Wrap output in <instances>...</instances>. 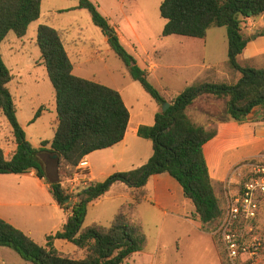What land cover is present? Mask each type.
Masks as SVG:
<instances>
[{"label": "trees", "instance_id": "obj_1", "mask_svg": "<svg viewBox=\"0 0 264 264\" xmlns=\"http://www.w3.org/2000/svg\"><path fill=\"white\" fill-rule=\"evenodd\" d=\"M42 3L43 0H0V46L10 32L20 39L27 35L30 25L41 17ZM78 8L90 13L93 24L103 31L111 50L132 79L140 82L162 108L167 101L149 83L147 71L135 62L99 7L91 0H80ZM160 14L166 20L163 37L205 39L210 29L227 28V65L241 77L236 83L197 81L188 86L170 102L167 112L160 110L156 114L153 126L138 129V136L153 146V155L147 163L128 172L115 173L104 182L91 183L76 196L62 186L63 179L74 177L84 158L116 146L126 136L130 112L122 95L101 83L76 76L63 33L47 25L39 26L37 45L55 90L57 121L53 141H44L40 148H35L18 121L9 88L13 77L0 48V113L12 128L16 146L8 156L0 147V175L35 171L43 179L46 170L42 155H56L57 179L49 182L50 192L59 207L67 212L63 228L47 236L44 246L0 218V247L14 250L32 264H130L129 259L143 252L147 244L142 225L134 216L138 207L147 201L150 178L162 174H168L181 185L184 196L194 204L207 228L222 217L220 199L204 152L205 145L217 137L218 131L196 124L188 109L199 98L212 96L226 103L232 120L243 122L254 110L264 108V65L255 67L240 62L250 41L243 24L264 15V0H163ZM44 110L41 108L36 118ZM117 184L128 187L131 198L121 206L111 225L93 224L83 228L89 206ZM57 240L73 244L84 252V258L63 254L54 245ZM218 255L221 264H227L225 253Z\"/></svg>", "mask_w": 264, "mask_h": 264}, {"label": "rangeland", "instance_id": "obj_2", "mask_svg": "<svg viewBox=\"0 0 264 264\" xmlns=\"http://www.w3.org/2000/svg\"><path fill=\"white\" fill-rule=\"evenodd\" d=\"M91 1L100 8L103 16L109 18L115 30H119L122 35L121 43L135 62L153 69L148 72L139 66L147 71L149 83L161 93L166 103L175 100L196 81H237L236 74L227 65V28L210 29L205 39L179 35L163 37L166 25V20L160 14L163 0ZM79 2L80 0H43L41 17L30 25L27 35L20 39L14 32H10L0 46L3 60L13 77L9 88L17 107L18 121L35 148H39L42 141H53L57 121L55 90L37 45V31L41 25L50 26L63 33L66 51L75 67V75L121 93L133 124L153 126L156 114L164 107L158 105L140 82L132 79L126 66L111 50L103 31L93 24L90 13L78 8ZM214 68L221 72L210 79L208 73ZM221 73L223 74L219 75ZM219 76H223V79ZM197 105L193 107L194 114H197V110L200 112L199 110L205 109L209 123L227 127L230 121H234L230 118L224 101L205 97ZM43 107V115L36 118L37 112ZM235 123L248 124L251 127L250 133L236 135L231 143L222 142L223 153L220 144L214 142L212 145L214 154L211 161L216 168L217 165L221 168L215 176L223 178L229 171L225 181L218 184L213 182L223 213L227 192H234L247 180L244 165L261 159L240 160L252 152L264 154V140L257 141L253 129L255 126H264V114L253 122L246 119ZM128 139L129 150L136 154L130 162L119 161L120 156L114 154L117 150L97 151L88 157L95 182H104L115 173L132 170H129L133 168L132 164L138 166L141 163L142 157L138 153L140 146L133 137ZM135 139L148 145L151 151V142L138 137ZM13 143L12 128L7 118L0 113V147L7 156L11 154ZM233 148L236 149L234 154L229 151ZM221 157L224 159L221 160ZM42 158L49 179L56 178L57 159L50 155H42ZM64 181L66 182V178ZM66 185L67 189L72 188L71 184ZM178 187L182 191L181 186ZM126 195V191L113 190L91 204L83 228L93 224L109 227L121 206L128 200L123 197ZM185 200L183 195L180 199L175 198L170 209L173 211L169 210L168 213L150 202L138 207L134 220L141 223L147 244L145 251L136 255V264H221L219 252L225 253V261L230 264L225 247L216 234L222 217L211 228H207L196 212L195 217L189 213L188 220L177 216L176 214H184L182 201ZM186 201L193 205L191 201ZM238 235L241 242L249 247L255 241L262 242L261 255L264 262V221L245 223L242 227L240 225ZM55 247L75 259L85 256L83 251L63 240H58ZM245 259L244 256L240 264H244Z\"/></svg>", "mask_w": 264, "mask_h": 264}, {"label": "crops", "instance_id": "obj_3", "mask_svg": "<svg viewBox=\"0 0 264 264\" xmlns=\"http://www.w3.org/2000/svg\"><path fill=\"white\" fill-rule=\"evenodd\" d=\"M107 19L109 20V18ZM111 26L113 27L112 24ZM243 26L245 28V32L247 36L250 37V41L248 42L245 52L240 57V62L242 64H251L252 66L255 67H261L264 65V59H263L264 35H262V33L264 32V15L256 19H250L245 21ZM116 31H117L116 32L117 35L119 36L122 42L121 33L119 32V30ZM251 37H253V39H251ZM142 68L146 69L148 72L153 71L151 67H147V68L142 67ZM74 71H75V67L73 73ZM220 72L217 70V68H214L211 72L208 73V77L210 79L214 78ZM222 74L223 73L219 75ZM235 74L237 77L236 82H238L241 75L238 73ZM209 75L210 76L213 75V76L210 77ZM219 77L223 79V76H219ZM204 81H210V80L208 79ZM211 82H228V81L223 79L222 81H211ZM205 97L213 98L212 96H203L198 100H196L194 104L189 107L188 115L196 124L205 126L208 130L216 129L218 131L217 137L212 141H210L209 143H207L204 147L205 157L209 167L210 176L212 178V181L213 182L216 181L218 184L226 180L229 171L228 173L225 174L226 176H224L223 178L215 176V174L218 173L221 170V168L218 165L216 168V165H214L211 161L212 156L214 154V148L212 147L213 143L215 142L220 144V150L223 153V149L221 147L222 142L228 141L229 143H231L232 140L236 138V135L242 132L250 133L251 129L249 130V128L251 127L248 124L241 125L239 123H235L236 121H232V122L230 121L229 125L227 126L228 128L225 126H219L216 123H209L207 122L206 119L207 113L205 109L199 110L200 112H198L197 110V114H194L193 107L199 104L202 101V99ZM263 114H264V108H258L254 110L247 119L249 122H253ZM131 117L132 116L130 114L129 126L124 140L121 143L117 144L116 146L107 149V150H117L116 153L114 152V154L120 156V158H118L119 161L130 162L134 159L136 155L134 151L131 152L129 150L128 137L130 136L133 137L135 143L138 144L140 146V150H142V152L140 150L138 152L141 155L142 160L138 166L132 164L134 166H132L133 168H129V170L130 169L133 170L135 168L144 165L153 155V146L151 151H149L148 145L139 143L135 139L136 137L140 138L138 136V129L140 128V126H145V125H142L141 123L133 124L131 122ZM253 129L255 136L254 138L257 141L262 142V140H264V126L263 125L255 126ZM15 148L16 146L13 143V149L11 153L15 150ZM49 148L50 146H48V149ZM229 151H231V153L234 154L236 149L233 148L230 149ZM43 155H50L57 159V156L51 153H45ZM248 155H249L248 157L241 159L240 162L243 160L262 159L264 157V154H261L260 152H252ZM89 156L86 157L87 161ZM222 159H224V157H221V160ZM215 168L217 170H215ZM45 170H46V165H45ZM76 174L74 175V177L66 178V182L65 181L62 182V186L67 191H69L71 195L74 196H76L84 187L90 185L91 183H95L90 163H89V169L87 170V175L83 179H80L79 182H76L77 179ZM56 179L57 178L50 180L47 173L45 174V178L41 179L37 176V173L35 171L20 175L17 174L0 175V218L5 220L15 228L20 229L30 238H32L36 243L42 246L46 244L47 236L51 234H55L56 232L60 231L63 228L67 218V212H65L59 207L58 203L55 201L53 195L50 192L49 182L55 181ZM66 184H71L72 188L70 190L67 189ZM178 184L179 183L168 174H162L151 177L146 187V191L148 195L147 201H145L144 203L150 202L151 204L164 209L166 213H168L169 210L171 209V203L175 200V198L180 199L181 195L184 196L183 189L181 191L180 187H178L180 184L179 185ZM113 190L126 191L127 195L123 197L130 200L131 190L125 185L117 184L113 186V188L111 189V191ZM184 198L188 200L185 196ZM186 200L182 201L184 214L182 215L176 214V215L185 217L188 220L189 213H192L194 217L197 215L195 214L196 208L194 204L192 203L193 205H190ZM76 201L77 198L74 199V202ZM172 213L175 214L177 212H172ZM57 241H55L54 243L55 246ZM143 252L138 254L141 255ZM138 254H135L131 259H129L128 262L130 264H136L134 259ZM154 259L155 258H153V261ZM0 264H32V263L24 261L21 258V256L14 250L6 247H0ZM150 264H156V263L151 262Z\"/></svg>", "mask_w": 264, "mask_h": 264}, {"label": "built area", "instance_id": "obj_4", "mask_svg": "<svg viewBox=\"0 0 264 264\" xmlns=\"http://www.w3.org/2000/svg\"><path fill=\"white\" fill-rule=\"evenodd\" d=\"M88 169L89 163L84 158L78 166L76 182L87 175ZM244 170H247L245 183L226 194V205L216 234L225 247L230 264H240L244 256V264H264L262 242L255 241L249 247L241 242L238 235L241 224L264 221V157L258 162L245 164Z\"/></svg>", "mask_w": 264, "mask_h": 264}, {"label": "water", "instance_id": "obj_5", "mask_svg": "<svg viewBox=\"0 0 264 264\" xmlns=\"http://www.w3.org/2000/svg\"><path fill=\"white\" fill-rule=\"evenodd\" d=\"M112 34L114 35L115 33L112 32ZM171 104L170 103H165L164 107L162 109V112H167V110L170 108Z\"/></svg>", "mask_w": 264, "mask_h": 264}]
</instances>
